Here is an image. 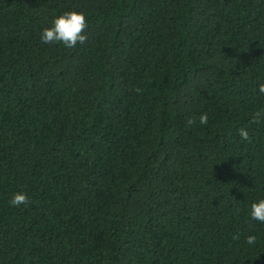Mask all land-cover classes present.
I'll list each match as a JSON object with an SVG mask.
<instances>
[{
  "label": "trees",
  "instance_id": "16d2710c",
  "mask_svg": "<svg viewBox=\"0 0 264 264\" xmlns=\"http://www.w3.org/2000/svg\"><path fill=\"white\" fill-rule=\"evenodd\" d=\"M261 84L264 0H0V264H264Z\"/></svg>",
  "mask_w": 264,
  "mask_h": 264
},
{
  "label": "clouds",
  "instance_id": "9594fccd",
  "mask_svg": "<svg viewBox=\"0 0 264 264\" xmlns=\"http://www.w3.org/2000/svg\"><path fill=\"white\" fill-rule=\"evenodd\" d=\"M88 27V20L86 14L80 11H68L58 16L53 21V26L45 28L41 33V40L45 44L62 43L66 48H75L77 44H83L87 41V36L84 34L85 29ZM140 91V89H137ZM259 93L264 94V84L259 86ZM264 119V109L257 111L253 114L252 121L259 123ZM199 122L202 125H207L208 114L203 113ZM195 123L194 119H189L188 124ZM239 134L242 140L250 141L249 132L241 128ZM30 199L25 192H17L13 195L10 204L15 207L20 205H28ZM250 216L253 220L264 223V199L251 205ZM233 239H239L238 235H234ZM256 242L255 236H249L247 243L254 245Z\"/></svg>",
  "mask_w": 264,
  "mask_h": 264
}]
</instances>
